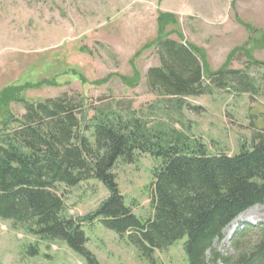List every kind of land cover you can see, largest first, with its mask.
Wrapping results in <instances>:
<instances>
[{"label":"trees","instance_id":"trees-1","mask_svg":"<svg viewBox=\"0 0 264 264\" xmlns=\"http://www.w3.org/2000/svg\"><path fill=\"white\" fill-rule=\"evenodd\" d=\"M168 15L157 20L152 48L158 61L145 74L149 93L167 99L159 110L174 124L169 111H180L187 98L212 91L264 96V62L246 53L245 69H230L238 54L210 71L204 53L164 35ZM259 69L257 78L248 75ZM16 103L23 115L9 112L0 123V220L34 237L26 255L38 256L40 242L64 243L85 264H98L87 250L83 227L99 223L154 264V253L181 240L188 264H264V223L233 233V247L249 234L257 242L236 258L221 256L215 241L240 215L264 204V131L251 138L249 148L236 155L212 154L198 140H190L172 123H153L135 117L129 107L92 109L87 118L84 100L67 95L30 103L16 97V89L0 94V111ZM198 110V109H193ZM140 155L160 161L153 173L151 215L135 216L119 193L113 169L131 165ZM94 180L107 197L84 218L68 215L65 196Z\"/></svg>","mask_w":264,"mask_h":264},{"label":"rangeland","instance_id":"rangeland-1","mask_svg":"<svg viewBox=\"0 0 264 264\" xmlns=\"http://www.w3.org/2000/svg\"><path fill=\"white\" fill-rule=\"evenodd\" d=\"M168 15L164 35L201 50L210 71H216L237 51L230 69H245L246 53L264 62V0H0V94L16 89V97L30 103L67 95L84 100L87 118L92 109L129 107L135 117L169 124L161 108L167 99L149 93L146 71L158 65L148 46L158 36L157 20ZM259 69L248 70L257 78ZM180 111L170 110L175 130L198 140L212 154L236 155L250 147L254 134L264 131V96L212 91L187 98ZM118 106V107H117ZM198 109V110H193ZM22 116L12 103L0 111ZM147 155L131 165L113 169L116 185L135 216L151 215L150 185L159 167ZM103 185L90 180L68 191V215L84 218L107 197ZM233 233L264 223V204L239 217ZM238 217V218H239ZM87 250L98 264H148L134 248L99 223L83 227ZM225 231L213 244L221 256L236 258L258 238L252 233L234 248ZM181 240L154 253V264H188ZM34 237L0 220V264H85L64 243L40 242L38 256L26 255Z\"/></svg>","mask_w":264,"mask_h":264},{"label":"bare ground","instance_id":"bare-ground-1","mask_svg":"<svg viewBox=\"0 0 264 264\" xmlns=\"http://www.w3.org/2000/svg\"><path fill=\"white\" fill-rule=\"evenodd\" d=\"M238 221H245L243 217L237 218L228 228H226L225 233H227V237L230 238L233 235L234 227L238 223Z\"/></svg>","mask_w":264,"mask_h":264}]
</instances>
